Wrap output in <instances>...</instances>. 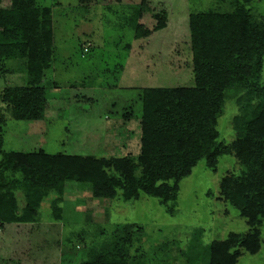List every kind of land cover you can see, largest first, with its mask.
Segmentation results:
<instances>
[{"label":"rangeland","instance_id":"374dc122","mask_svg":"<svg viewBox=\"0 0 264 264\" xmlns=\"http://www.w3.org/2000/svg\"><path fill=\"white\" fill-rule=\"evenodd\" d=\"M140 1L37 0L40 8L51 9L53 26V63L39 85L46 90L48 105L44 119L31 122L13 120L0 105L1 151L106 158L139 154L142 90L194 85L189 14L208 9L226 12L234 3L148 0L165 12L166 27L146 39H135L126 20ZM236 1L264 23V0ZM9 6V0L0 3V8ZM140 22L147 28L156 25L147 12ZM261 81L264 84V67ZM23 85L12 60L0 63V91ZM237 112L235 102L229 101L218 120V142L229 145L235 139L232 118ZM230 173H240L230 156L219 160L215 173L200 161L180 182L174 215L154 198L142 196L127 203L95 199L89 184L68 182L59 203L60 222L52 214L56 195L51 193L40 204L37 223L0 227V264H80L96 242L134 224L141 231L134 235L131 256L138 259L131 264H188L185 251L196 233L199 244L207 246L230 232L248 231L238 211L217 200L220 180ZM14 193L22 208L23 190ZM260 230L259 252L243 253L238 264H264V222ZM81 234L83 240L77 239Z\"/></svg>","mask_w":264,"mask_h":264},{"label":"trees","instance_id":"16d2710c","mask_svg":"<svg viewBox=\"0 0 264 264\" xmlns=\"http://www.w3.org/2000/svg\"><path fill=\"white\" fill-rule=\"evenodd\" d=\"M9 1V7L0 8V63L12 60L24 85L0 91V105L15 121H41L48 98L39 85L54 55L51 9L40 8L37 0ZM233 2L230 11L189 14L194 85L142 90L137 156L0 150V227L37 223L40 204L51 193L56 195L52 214L60 222L59 203L68 182L89 184L95 199L127 203L142 196L154 198L167 214L174 215L180 182L197 164L203 161L215 173L219 160L230 156L240 173L220 180L217 200L238 211L248 231L230 232L207 246L199 244L196 233L185 251L187 263L238 264L243 253L257 254L264 222V23L246 6ZM157 9L148 0L131 7L126 25L135 39H146L166 27V14ZM146 12L156 21L151 28L140 22ZM231 100L238 108L232 118L235 139L225 145L218 142L217 125ZM1 145L0 134V149ZM19 188L24 194L22 208L14 193ZM138 231L141 227L135 224L115 229L108 240L96 242L89 258L80 264H131L138 259L131 256ZM82 236L77 239L83 240Z\"/></svg>","mask_w":264,"mask_h":264},{"label":"crops","instance_id":"0c3cea01","mask_svg":"<svg viewBox=\"0 0 264 264\" xmlns=\"http://www.w3.org/2000/svg\"><path fill=\"white\" fill-rule=\"evenodd\" d=\"M9 225L12 227L15 226L16 228L20 227V226H24V224H9ZM9 225H7V226H9Z\"/></svg>","mask_w":264,"mask_h":264}]
</instances>
